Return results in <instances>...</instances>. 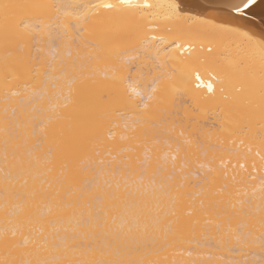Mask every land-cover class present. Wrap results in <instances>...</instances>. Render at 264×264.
Instances as JSON below:
<instances>
[{"label":"bare ground","instance_id":"1","mask_svg":"<svg viewBox=\"0 0 264 264\" xmlns=\"http://www.w3.org/2000/svg\"><path fill=\"white\" fill-rule=\"evenodd\" d=\"M82 1L0 0V230L30 217L63 241L53 264H264L261 58L225 26L241 0Z\"/></svg>","mask_w":264,"mask_h":264},{"label":"snow or ice","instance_id":"2","mask_svg":"<svg viewBox=\"0 0 264 264\" xmlns=\"http://www.w3.org/2000/svg\"><path fill=\"white\" fill-rule=\"evenodd\" d=\"M121 4L131 6V0H121ZM257 4V0H241L240 3H236L230 6V11L235 13L234 21H244L245 10L251 11L253 6ZM103 7L107 9L115 8L116 5L113 4H105ZM176 14H179L182 11L180 0H176V2L172 5ZM246 21L244 22H236L229 23L227 27L228 31L236 32L240 36H242L245 41L248 42L250 46V50H258L261 58V79L264 81V36L260 38L256 37L255 32L252 31L251 28L246 27ZM179 47V45H177ZM211 51V49H209ZM13 79H15V75L13 74ZM196 79L199 81V74L196 75ZM7 83V81H6ZM27 89V85H25ZM208 90L214 91L213 85H208ZM131 95L128 98V104L130 106L136 105V96H141L142 94L137 91L135 88L131 90ZM11 96L20 95L19 92L12 91L10 92ZM31 95H40L38 90H33ZM72 95L73 90H69L66 98V103H72ZM143 99V108L144 110L148 109V101L152 99L151 96L142 97ZM26 103L25 100H21L20 104L24 105ZM33 112L38 111L37 108L33 107ZM7 109L5 112L7 113ZM17 113V109H12L11 115L15 118ZM118 115H123V113H118ZM59 115L57 114L55 117H49L48 122H51L52 119H58ZM35 119V117H33ZM139 121L142 124H147L151 117L145 111L139 118ZM43 124L44 121H41ZM114 126H119L118 124L113 122ZM127 127V125H125ZM133 131L135 128L132 129ZM41 132L44 131L43 128L40 129ZM35 134V132L33 133ZM128 137H122V139H127ZM39 142V141H38ZM175 159L172 158L173 168H175ZM183 170V167L182 169ZM264 190V189H262ZM237 195H247V193H241L240 190H237ZM174 205L179 203V197H175L173 200ZM244 201H241L243 204ZM260 208L264 211V196L261 197V205ZM175 209H173L174 211ZM9 216L12 219H6V224H11V235H9V230L7 228L0 230V249H3L4 255L0 257V264H53V261L49 258L51 253L55 251L63 241H57L50 235H46L44 229L42 227H35L34 221L28 217L24 219L18 218V213L13 211L9 213ZM261 228L264 229V216H261L260 219ZM241 228H247L248 225L246 223H242L240 225ZM30 233L31 235H26L25 233ZM261 238L264 239V231L261 233ZM239 239V237H237ZM79 264H120L119 261H110V260H97L91 262L80 261Z\"/></svg>","mask_w":264,"mask_h":264},{"label":"rangeland","instance_id":"3","mask_svg":"<svg viewBox=\"0 0 264 264\" xmlns=\"http://www.w3.org/2000/svg\"><path fill=\"white\" fill-rule=\"evenodd\" d=\"M75 1H77V0H75ZM82 1V0H81ZM80 0H79V2H81ZM83 2V1H82ZM244 21H246L247 23H246V27H249V28H251L252 29V31L253 32H255V33H261V31L257 28V27H255V25H254V23L250 20V19H248V18H244ZM244 21H236V22H244ZM230 22H232V21H230ZM230 22H226V24H225V26H229V23ZM236 22H234V23H236ZM233 23V22H232ZM263 33V32H262ZM250 234V233H249ZM258 244H256V247H258L257 246ZM238 246H240V245H238ZM254 246H255V244L250 248V247H248V248H250V251L249 250H245L244 252H243V254H245V253H251V255L250 256H254V254H256L255 252L258 250V251H262L261 249L259 250L258 248H254ZM247 247V246H246ZM245 247V248H246ZM262 247H264V245H262L261 244V246H260V248H262ZM225 250V249H224ZM228 250H229V248H228ZM255 250V251H254ZM215 251H220V253L223 251L222 249H215ZM225 251H227V250H225ZM225 251H223V252H225ZM222 252V253H223ZM229 251H227V253H228ZM254 252V253H253ZM263 253H264V250L262 251ZM227 253L225 252V253H223V254H225V257L224 256H222L221 258L218 256V259H220L219 260V262L217 261V263H213V264H227V262H229V260H227L228 259V257H227ZM253 253V254H252ZM258 253V252H257ZM259 254H261V253H259ZM227 257V258H226ZM217 259V260H218ZM226 259V260H225Z\"/></svg>","mask_w":264,"mask_h":264},{"label":"water","instance_id":"4","mask_svg":"<svg viewBox=\"0 0 264 264\" xmlns=\"http://www.w3.org/2000/svg\"><path fill=\"white\" fill-rule=\"evenodd\" d=\"M198 4L203 5L204 0H194ZM208 8H210L208 6ZM255 13L260 16V20L255 23V27H257L261 32L264 33V0H261V2L257 5Z\"/></svg>","mask_w":264,"mask_h":264}]
</instances>
